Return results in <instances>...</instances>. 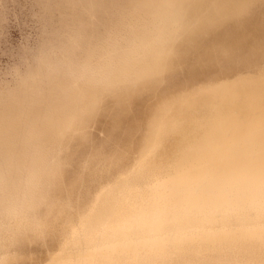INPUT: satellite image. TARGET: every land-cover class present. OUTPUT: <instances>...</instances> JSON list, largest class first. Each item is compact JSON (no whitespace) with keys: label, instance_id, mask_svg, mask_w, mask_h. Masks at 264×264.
Listing matches in <instances>:
<instances>
[{"label":"rangeland","instance_id":"rangeland-1","mask_svg":"<svg viewBox=\"0 0 264 264\" xmlns=\"http://www.w3.org/2000/svg\"><path fill=\"white\" fill-rule=\"evenodd\" d=\"M157 3L0 0V264H264V0Z\"/></svg>","mask_w":264,"mask_h":264},{"label":"bare ground","instance_id":"bare-ground-1","mask_svg":"<svg viewBox=\"0 0 264 264\" xmlns=\"http://www.w3.org/2000/svg\"><path fill=\"white\" fill-rule=\"evenodd\" d=\"M158 1V3L156 4V5H154V6H158L159 4H161L162 2H164V0H157ZM147 4L149 5V4H151V2H147ZM168 124V123H167ZM204 127V126H203ZM200 128V127H199ZM202 128V127H201ZM160 131V130H159ZM158 131V133H159V135H161L160 134V132ZM262 140L263 138L262 137H255V140ZM234 146H232V150H234ZM204 152V149H203V151H201L200 153H203ZM190 153H192V151H188L187 152V154H190ZM231 153H232V151H231ZM215 158L216 159H218V160H220L222 157L218 154V153H216L215 154ZM236 159H234L233 160V162L235 161ZM235 163V162H234ZM234 163H232V164H230V165H234ZM211 178H205L203 181H202V185H204L205 187H208V189L210 190V192H211V194H212V196L214 197H212V199H214V200H219V199H215L216 197H219L220 199H223V192H220V190H218V189H215L216 188V186L213 184V182H211ZM255 181L257 182V183H255V184H253L254 185V187H255V189H253L254 191H256L257 193L256 194H258L257 196L258 197H264V188H262L261 186H264V182H262L261 181V179H259V178H255ZM188 182H190V181H187V183L185 184V183H183L184 184V186H186L187 184H190V183H188ZM244 182H246V178H243V180L242 181H240V183H244ZM181 184H182V182H181ZM192 184V183H191ZM231 184H233L234 185V183H231ZM183 186V187H184ZM196 186V185H195ZM194 186V188L192 187H190V185H187V187H190V188H188V189H190V190H187L186 188L184 189L185 190V192L184 191H181L182 193V195H184V196H182L181 194H179L178 195V197L181 195V197L183 198V202L185 201H188L190 198L191 199H193V202H190V203H187V204H185V206H182V204L179 202L180 200L178 199V197L176 198V199H178V200H175V202L177 201L178 203L177 204H175V206L174 205H172L173 206V208L172 207H170L169 209H173L174 210V212L176 213V216H178L176 219H177V221L179 220L178 218H180V220L177 222L176 221V219H175V217L176 216H174L173 218L175 219V222L172 220V222H174V223H176V224H174V223H170L172 226H170V224L168 223V221H167V226L169 227L168 229H171V228H174V229H176L177 231H179V233L182 231V230H186V229H188V228H190L191 226H190V224H192V221L193 222H195V225H196V223L199 221V218H198V216L199 215H201L202 213L203 214H205V211L207 210V209H205V207L206 206H211V205H214L213 203H209V205H208V203H207V201H203V199H201V198H203L202 196H203V190L201 189V188H199V189H201V190H198V187L196 186L195 187ZM239 185L237 184L236 185V187H238ZM192 190V192H190ZM179 192V191H178ZM153 193H155V196L153 195V202H154V204H155V207H158L157 208V210H156V208L155 207H152L153 209L152 210H154V208H155V210L156 211H158V210H160L161 209V212H162V207L164 206V205H167L168 203L167 202H170V199H171V197L174 195V194H167V192H165V186H159ZM176 194H177V192H176ZM210 194V195H211ZM171 196V197H170ZM181 197H179V198H181ZM181 198V199H182ZM152 200V199H151ZM173 200V199H172ZM152 202V201H151ZM153 202H152V204H153ZM162 202H164V203H162ZM174 202V201H173ZM174 202V203H175ZM167 203V204H166ZM173 203V204H174ZM169 204H172L171 202L169 203ZM184 205V204H183ZM206 205V206H205ZM152 206H154V205H152ZM226 206H229V204H228V202H226ZM142 208L144 207V206H141ZM168 206H165V208H167ZM252 207L253 208H255V209H257L258 208V201H253V203H252ZM149 208V207H148ZM151 209V207L149 208V209H147V208H144L143 210H141L140 211V207H139V212H141L140 214L137 212V215L139 214V217H138V219H137V222H138V224H135V223H133V225L135 224V225H137V226H141L142 227V229H145L146 231H147V233H149V231L150 230H152V232H153V230L155 229V228H157L158 229V231L160 230L158 227L160 226V228H161V225H158V222L156 221L155 222V224H152V223H149V221H151V220H149V218H150V216H153V213H155V212H153V211H151L150 210ZM166 210V209H165ZM167 211H168V209H167ZM259 211H262V209H260ZM153 212V213H152ZM169 212V211H168ZM157 213V212H156ZM160 214V213H159ZM168 213L167 212H165L164 211V217H163V219L165 218V215H167ZM170 214V213H169ZM168 214V215H169ZM259 214H260V212H259ZM135 215V214H134ZM158 215V214H157ZM163 216V215H162ZM154 217V216H153ZM158 217L159 218H161V215L160 216H157V219H158ZM152 218V217H151ZM156 218V217H155ZM169 219V218H168ZM167 218H165V220H168ZM185 219V220H184ZM161 220V219H160ZM159 220V221H160ZM170 220V219H169ZM183 220L185 221L184 223H182L183 222ZM197 220V221H196ZM133 221V220H132ZM162 221V220H161ZM187 221V222H186ZM129 222H131V221H129ZM136 222V221H135ZM244 222H246L245 220H244ZM243 222V223H244ZM154 223V222H153ZM129 224H131V223H129ZM160 224V223H159ZM193 225H194V223H193ZM198 225V224H197ZM128 226V225H127ZM137 226H136V229H137ZM167 226H165L164 228H162V229H164V230H167ZM152 227H155V228H152ZM193 227V226H192ZM130 228H131V226H130ZM139 228V227H138ZM126 225H125V231H126ZM133 229V228H132ZM135 229V230H136ZM157 229L155 230V231H157ZM123 230V229H122ZM128 230H129V228H128ZM127 230V231H128ZM139 230V229H138ZM139 231H143V233H145L144 232V230H139ZM138 231V232H139ZM154 231V232H155ZM157 231V232H158ZM162 231V230H161ZM140 232V233H141ZM151 232V231H150ZM136 233H137V231H136ZM139 233V234H140ZM147 233H145L146 235H147ZM166 233H167V231H166ZM178 233V234H179ZM182 233H183V231H182ZM138 234V233H137ZM136 234V235H137ZM138 234V235H139ZM160 234V233H159ZM177 234V235H178ZM181 234V233H180ZM141 236H145L144 234L142 235V234H140ZM158 235V234H157ZM161 235V234H160ZM176 235V236H177ZM182 235V234H181ZM167 236V235H166ZM166 236H164V237H166ZM169 236V235H168ZM123 237V236H122ZM137 237V236H136ZM126 238V237H125ZM141 238V242L145 239H148L147 238V236H145V237H143V240H142V237H139L138 239H140ZM167 240V239H166ZM137 241V240H136ZM148 241H149V239H148ZM158 241L159 240H157V242L155 243V244H153V245H155V248H154V250L156 249V247L159 245L158 244ZM163 241H165L164 239H163ZM113 242V241H112ZM114 243V244H113ZM112 244L113 245H118V247L120 248V244L121 243H119V244H116L117 243V241L116 242H113ZM138 244L140 243V242H137ZM148 242H145V244L148 246V244H147ZM132 244V243H131ZM135 244V243H134ZM145 244L144 245H142V246H144L145 247ZM151 244V243H150ZM110 245V244H109ZM121 245H123L124 247H122L123 249V251H124V248H126L125 246L126 245H124L123 243L121 244ZM135 245H137V244H135ZM161 245V244H160ZM159 245V246H160ZM139 246H140V244H139ZM162 246V245H161ZM160 246V247H161ZM108 247V246H107ZM106 246L104 247V248H107ZM149 247H151V246H149ZM109 248V247H108ZM119 248H118V252H120L119 251ZM148 248V247H147ZM152 248V247H151ZM150 248V249H151ZM160 250V248H158L157 247V249L156 250ZM101 250H104V249H101ZM100 250V251H101ZM108 250V249H107ZM113 250V252H114V249H112ZM112 250L110 251L109 250V252H112ZM115 250H116V248H115ZM121 250V249H120ZM153 250V249H152ZM151 250V251H152ZM127 251V250H126ZM126 251H124V252H126ZM149 251V250H148ZM153 252V251H152ZM151 252V253H152ZM123 253V252H122ZM122 253H119V254H122ZM159 253V251L157 252V254ZM161 253V252H160ZM159 253V254H160ZM162 253H163V251H162ZM162 253L160 254V258L159 259H162L163 257H161V255H162ZM107 254V253H106ZM109 254V253H108ZM113 254H118V253H113ZM154 254H155V252H154ZM149 255H150V253H149ZM153 255V254H152ZM156 255V254H155ZM164 255V254H163ZM162 255V256H163ZM99 257V261L98 262H102L101 264H103V261H104V263H106L105 262V260L103 259L102 260V258H101V256L100 255H98ZM154 256V255H153ZM108 257V256H107ZM105 258L106 260H108V262L107 263H109V259L108 258H111V256L110 257H108V258ZM117 257V256H116ZM116 257L114 258V255H113V258L111 259V261L113 260V262H114V264H115V260H116ZM119 257H120V255H119ZM136 257H138V256H135V257H131V259L133 260L134 258H136ZM148 258L149 256L147 255V256H144V258ZM158 257H159V255H158ZM97 258V257H96ZM123 258V257H122ZM143 257H141L140 259V262H139V260H137V262H139V263H141L142 264V259H144ZM152 258L154 259V260H156V258L157 257H152L151 256V258H150V260L152 261ZM119 259H121V258H118V260ZM131 259H129V263H131V264H133L134 263V261H135V259L132 261ZM158 259V258H157ZM100 260H102V261H100ZM131 260V261H130ZM145 260V262H147L146 261V259H144ZM151 261H148V262H150L149 264H153V263H151ZM144 262V261H143ZM106 263V264H107ZM138 263V264H139ZM155 263V262H154ZM95 264H97V259H96V263ZM98 264H100V263H98ZM110 264H111V262H110ZM113 264V263H112ZM135 264H137V263H135ZM144 264V263H143Z\"/></svg>","mask_w":264,"mask_h":264}]
</instances>
